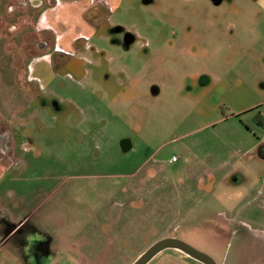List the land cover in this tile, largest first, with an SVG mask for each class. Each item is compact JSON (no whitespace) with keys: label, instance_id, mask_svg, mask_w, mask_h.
Listing matches in <instances>:
<instances>
[{"label":"rangeland","instance_id":"rangeland-1","mask_svg":"<svg viewBox=\"0 0 264 264\" xmlns=\"http://www.w3.org/2000/svg\"><path fill=\"white\" fill-rule=\"evenodd\" d=\"M225 2L113 1L42 92L0 41V264H31L19 230L45 264H133L164 238L264 264V0Z\"/></svg>","mask_w":264,"mask_h":264},{"label":"flooded vegetation","instance_id":"flooded-vegetation-1","mask_svg":"<svg viewBox=\"0 0 264 264\" xmlns=\"http://www.w3.org/2000/svg\"><path fill=\"white\" fill-rule=\"evenodd\" d=\"M144 1L146 4L152 2ZM110 3L108 0H15V5L0 13V41H14L15 47H22V55L27 61V75L24 78L29 87L25 88L33 86L37 92L46 91L48 86L55 83L61 66L84 60L78 49L80 46H84L87 51L95 50L89 46L95 33V21L102 14L100 8L114 11ZM225 3V0H210L215 10ZM8 21L13 23V32L6 27ZM12 34L14 36L10 38ZM119 34L125 44L134 40L122 29ZM53 107L59 109L56 102ZM258 124L263 126L261 122ZM122 145L130 148L127 141ZM15 235L23 236L19 242L31 264H45L44 259L49 253L47 240L22 230Z\"/></svg>","mask_w":264,"mask_h":264},{"label":"water","instance_id":"water-1","mask_svg":"<svg viewBox=\"0 0 264 264\" xmlns=\"http://www.w3.org/2000/svg\"><path fill=\"white\" fill-rule=\"evenodd\" d=\"M150 2V1H149ZM124 149H128L122 145ZM175 250L186 257L199 262L201 264H218V262L210 255L180 241L176 238H164L153 244L146 252H144L133 264H150L158 255L167 251Z\"/></svg>","mask_w":264,"mask_h":264},{"label":"built area","instance_id":"built-area-1","mask_svg":"<svg viewBox=\"0 0 264 264\" xmlns=\"http://www.w3.org/2000/svg\"><path fill=\"white\" fill-rule=\"evenodd\" d=\"M175 161H177V158L173 157L172 162H175Z\"/></svg>","mask_w":264,"mask_h":264},{"label":"crops","instance_id":"crops-1","mask_svg":"<svg viewBox=\"0 0 264 264\" xmlns=\"http://www.w3.org/2000/svg\"><path fill=\"white\" fill-rule=\"evenodd\" d=\"M108 1H110V2H113V1H114V2H115L116 0H108ZM174 251H175V250H174ZM177 252H178V251H177ZM179 253H180V252H179ZM184 256H185V255H184ZM185 257H186V256H185ZM187 258H188V257H187Z\"/></svg>","mask_w":264,"mask_h":264}]
</instances>
